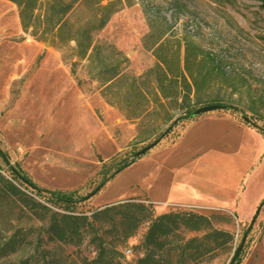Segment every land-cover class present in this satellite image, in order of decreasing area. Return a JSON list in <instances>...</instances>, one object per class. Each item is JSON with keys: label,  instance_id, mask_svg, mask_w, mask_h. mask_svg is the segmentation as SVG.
Returning a JSON list of instances; mask_svg holds the SVG:
<instances>
[{"label": "rangeland", "instance_id": "obj_1", "mask_svg": "<svg viewBox=\"0 0 264 264\" xmlns=\"http://www.w3.org/2000/svg\"><path fill=\"white\" fill-rule=\"evenodd\" d=\"M52 1L38 0L37 12H43ZM98 1L77 5L68 21L82 25ZM263 2L111 0L114 14L97 38L123 52L129 59L130 72L137 76L153 68L157 57L170 60L175 75L181 67L188 79L191 75L195 79V83L188 80L192 83V111L222 105L226 108L203 115H229L264 136ZM108 3L102 1L103 5ZM42 31L43 27L35 29L36 36L31 29L25 31L18 7L0 0V167L6 174L9 168L22 171L46 195L76 192L71 210L87 213L95 208L93 198L106 191L119 175L114 173L121 161L136 160L134 153L157 140L160 142L148 152L176 140L187 123L203 115L181 120L175 116L167 121L166 111L172 110L150 104L154 111L142 120L127 119L104 101L95 91L96 85L77 86L63 60L67 45L74 44H61L54 37L42 36ZM79 76L84 79V70H79ZM143 89L149 100L156 98L152 86ZM97 133L111 137L114 155L97 150ZM136 201L152 205L143 199ZM258 208L260 213L253 224V218L242 223L235 213L207 214L217 228L234 235L235 248L247 237L239 264H264V201ZM147 228L148 224L143 225L127 246L117 247L122 260L135 264L144 255L142 243ZM87 242L79 248L46 243L43 249L51 252L56 264H81L84 258L96 257ZM30 253L31 249L20 255ZM116 253L107 255L114 261L110 264H116ZM233 255L224 254L213 264H231Z\"/></svg>", "mask_w": 264, "mask_h": 264}, {"label": "trees", "instance_id": "obj_2", "mask_svg": "<svg viewBox=\"0 0 264 264\" xmlns=\"http://www.w3.org/2000/svg\"><path fill=\"white\" fill-rule=\"evenodd\" d=\"M8 1L18 7L25 31L31 29L36 36L35 29L43 27L42 36L54 37L64 45L73 43V46L67 45L63 60L77 86L82 89L84 85H96L95 91L104 101L127 119L142 120L154 111L150 104L158 109L170 108L173 113L166 111L167 121L175 116L177 120L193 117L189 101L191 84L195 83L192 75L190 84L184 69L179 67L180 72L175 75L171 61L157 57L153 68L144 76H137L130 72L129 59L123 52L114 44L97 38L114 14L110 10L111 0L107 5L99 0L88 11L82 25L71 24L67 18L77 5L87 0L68 3L53 0L39 13L38 0ZM80 69L84 70V79L79 76ZM145 85L152 86L156 97L153 101L148 99L143 89ZM141 102L146 104L141 105ZM95 112L104 122L100 112ZM0 156L3 158L1 153ZM140 158H125L114 174H120ZM9 171L6 174L0 167V264H56L51 252L43 249L46 243L79 248L86 240L87 245L94 248L96 257L84 258L81 264H110L114 261L107 255L116 253L118 246H127L145 224L148 228L142 243L144 255L135 264H213L220 256L230 253H234L231 264H239L234 235L217 228L212 217L190 210L158 215L152 205L137 202L136 198L77 214L71 210L72 196L76 192L46 195L22 171L12 168ZM29 249L32 253L20 255ZM116 255L119 257L116 264H131ZM16 257L20 258L14 260Z\"/></svg>", "mask_w": 264, "mask_h": 264}, {"label": "crops", "instance_id": "obj_3", "mask_svg": "<svg viewBox=\"0 0 264 264\" xmlns=\"http://www.w3.org/2000/svg\"><path fill=\"white\" fill-rule=\"evenodd\" d=\"M95 138L97 150L115 154L111 137L97 133ZM130 198L148 201L158 215L221 211L247 223L264 200V136L229 115L198 117L179 138L120 173L92 202L99 208Z\"/></svg>", "mask_w": 264, "mask_h": 264}, {"label": "water", "instance_id": "obj_4", "mask_svg": "<svg viewBox=\"0 0 264 264\" xmlns=\"http://www.w3.org/2000/svg\"><path fill=\"white\" fill-rule=\"evenodd\" d=\"M225 109L224 106L222 105H208V106H203V107H200L198 109H196L193 113V117L195 116H200V115H203V114H206V113H210V112H213V111H217V110H223ZM160 141H156L153 145H150L147 150H143L141 152H139L136 157L138 158L139 156L143 155L146 151L152 149V147H154L155 145H157ZM99 161L100 162H103V159L99 158ZM94 195V194H93ZM260 213V208L257 209L256 211V215L253 217V220H252V224L255 223L256 219H257V216L259 215ZM246 236L242 239V242H241V245L238 247L237 251H236V254L235 256L238 257L241 253V250L243 249L244 245H245V241H246Z\"/></svg>", "mask_w": 264, "mask_h": 264}]
</instances>
